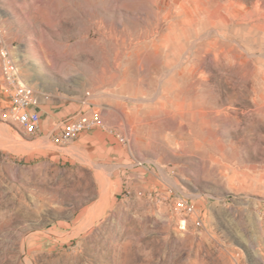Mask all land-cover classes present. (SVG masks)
Here are the masks:
<instances>
[{
  "label": "rangeland",
  "instance_id": "obj_1",
  "mask_svg": "<svg viewBox=\"0 0 264 264\" xmlns=\"http://www.w3.org/2000/svg\"><path fill=\"white\" fill-rule=\"evenodd\" d=\"M2 46L0 264H264V0H0Z\"/></svg>",
  "mask_w": 264,
  "mask_h": 264
},
{
  "label": "built area",
  "instance_id": "obj_2",
  "mask_svg": "<svg viewBox=\"0 0 264 264\" xmlns=\"http://www.w3.org/2000/svg\"><path fill=\"white\" fill-rule=\"evenodd\" d=\"M0 60L2 76L11 89V108L16 120L25 133L34 134L41 124L39 92L21 76L18 64L8 47H1ZM94 125V119L80 115L64 124L62 137L69 140ZM121 141L124 139L121 138ZM188 210L193 211V208L188 207Z\"/></svg>",
  "mask_w": 264,
  "mask_h": 264
}]
</instances>
